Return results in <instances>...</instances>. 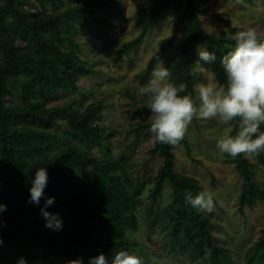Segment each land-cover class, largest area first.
Listing matches in <instances>:
<instances>
[{
  "label": "trees",
  "instance_id": "1",
  "mask_svg": "<svg viewBox=\"0 0 264 264\" xmlns=\"http://www.w3.org/2000/svg\"><path fill=\"white\" fill-rule=\"evenodd\" d=\"M35 1L42 11L34 17L25 12L23 0H4L0 5V203L7 205V211L0 214V264H17L21 257L27 264H69L80 258L89 264L100 254L111 260L119 250L138 254L143 264H159L152 261L149 246L137 235V212L147 191L148 200L156 205L166 187L171 190L170 201L163 207H151L148 214L152 228L158 227L164 250L189 256L197 264H232L229 250L216 242L207 210L185 202L187 193L196 195L205 189L195 178L176 170V145L154 138L152 154L163 163L153 179L143 181L129 173L128 160L105 156H112L115 133L97 124L106 109L102 101L79 111L72 105L51 107L60 92H77L81 80L101 75L83 58L78 37L93 27L101 35L116 30L115 24L97 15L100 10L113 14L116 2L79 0L73 4L68 0L66 5L65 0ZM181 4L184 10L176 18L175 33L163 42L151 64L178 44L179 59L167 66L171 80L185 84L186 92L195 97V86L203 76L196 64V46L215 51L216 60L203 63L220 86L226 83L220 62L235 47L229 36L206 32L195 0H154L146 8L140 35L124 44L118 54L127 56L130 49L141 45L162 14ZM48 6L52 14L47 13ZM222 22L230 26L229 21ZM179 31H183L181 36ZM235 34L236 29H231L230 35ZM143 112L150 113L146 97ZM150 128L151 123L134 132H151ZM178 145L190 153L186 135ZM224 157L242 178L240 209L264 203V188L253 170L255 166L264 169V153ZM38 167L47 168L50 179L45 197H55L48 211L62 217L60 231L46 228L40 207L28 203L30 180ZM44 202L42 198L41 207ZM148 239L153 242L151 236ZM245 256L246 264H264V230Z\"/></svg>",
  "mask_w": 264,
  "mask_h": 264
},
{
  "label": "rangeland",
  "instance_id": "2",
  "mask_svg": "<svg viewBox=\"0 0 264 264\" xmlns=\"http://www.w3.org/2000/svg\"><path fill=\"white\" fill-rule=\"evenodd\" d=\"M73 4L79 0H72ZM91 2L94 0H83ZM116 6L113 14L98 11L101 19H107L118 28L108 34L101 35L95 28H89L78 37L83 48V58L93 65L101 75L86 78L78 83L77 92H60L51 107L73 106L83 110L91 103L102 101L105 113L97 122L99 126L114 132L111 141L113 160H128L127 169L133 176L141 177L143 181L153 179L162 165V159L152 154L154 134L134 130L150 124L144 113L145 97L139 93V87L147 84L156 66L151 64L154 55L160 50L163 42L175 33L176 18L182 14L184 4L177 9L164 12L155 29L144 42L129 50L127 56L119 57L121 47L137 38L142 31V22L148 5L154 0H113ZM199 16L207 33L217 37L231 36V29L236 34L249 28L256 29L264 36V0H195ZM4 0H0V5ZM68 4V0H65ZM23 7L29 17L37 16L42 9L35 0H23ZM48 14L53 11L48 6ZM222 20L230 22L225 25ZM183 31H179V36ZM235 34V35H236ZM233 35V36H235ZM178 44L173 45L161 58L166 66L179 59ZM202 81H214L219 87L214 74L207 65L200 62ZM199 83V84H200ZM229 126L216 119H193L186 136L190 153L184 145L176 144V170L183 175L199 181L200 185L214 195V206L207 211L214 222L212 229L216 242L225 246L232 257V264H246V253L256 244L264 230V203L255 208L240 209L238 198L242 188V178L235 166L227 162L224 155L216 147L217 140L227 131ZM232 128L234 125L231 126ZM250 162L256 163L252 158ZM257 181L264 188V169L253 167ZM171 190L166 187L158 204L153 205L148 200L149 192L145 193L143 207L137 212L140 220L137 235L143 243L149 246L150 257L159 264H197L171 251H165L158 236V227L152 228L148 214L151 207H163L170 201ZM153 205V206H152ZM151 236L152 243H149ZM40 264H48L43 261Z\"/></svg>",
  "mask_w": 264,
  "mask_h": 264
},
{
  "label": "clouds",
  "instance_id": "3",
  "mask_svg": "<svg viewBox=\"0 0 264 264\" xmlns=\"http://www.w3.org/2000/svg\"><path fill=\"white\" fill-rule=\"evenodd\" d=\"M235 40L234 49L223 56L220 64L226 83L217 87L214 81L195 86L196 96L186 92L185 84H175L171 80L169 67L157 57V63L147 84L139 87V93L146 97V106L151 115L150 131L156 141L176 145L185 138L193 119H216L229 126L217 140L219 153L231 158L264 153V36L254 28L230 36ZM198 60L212 63L215 51L204 45L196 46ZM232 125H235L233 133ZM35 178L30 180L29 204L40 207L45 227L53 231L63 228L62 217L48 209L55 204V197H45L49 183L46 167L36 168ZM45 202L41 207V200ZM185 202L192 208L211 211L214 195L210 191L187 193ZM7 211V205L0 203V214ZM3 239L0 238V245ZM17 264H27L21 257ZM69 264H83V259L69 261ZM89 264H143L136 253L119 250L109 260L105 254L91 258Z\"/></svg>",
  "mask_w": 264,
  "mask_h": 264
}]
</instances>
